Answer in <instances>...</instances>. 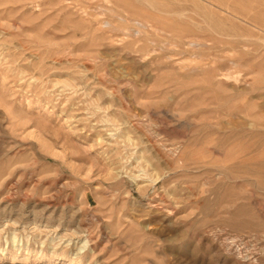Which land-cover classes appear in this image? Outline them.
I'll use <instances>...</instances> for the list:
<instances>
[{
  "label": "rangeland",
  "instance_id": "1",
  "mask_svg": "<svg viewBox=\"0 0 264 264\" xmlns=\"http://www.w3.org/2000/svg\"><path fill=\"white\" fill-rule=\"evenodd\" d=\"M0 264H264V0H0Z\"/></svg>",
  "mask_w": 264,
  "mask_h": 264
},
{
  "label": "bare ground",
  "instance_id": "2",
  "mask_svg": "<svg viewBox=\"0 0 264 264\" xmlns=\"http://www.w3.org/2000/svg\"><path fill=\"white\" fill-rule=\"evenodd\" d=\"M153 6V5H152ZM178 8V7H177ZM180 11V10H179ZM175 12V11H174ZM175 13H178L177 11ZM180 13H182V11H180ZM183 14V13H182ZM132 25V24H131ZM134 25V24H133ZM132 25V26H133ZM135 26V25H134ZM151 26V25H150ZM132 28V27H131ZM137 29V28H136ZM159 29V28H158ZM141 30V29H140ZM139 30V32H140ZM166 32H168L170 34V39L168 38V40H171L173 43H175V45H184L186 44V39L188 44L193 45V40H191V34L187 33L186 31H176L175 33H173V30H166L164 29ZM219 33V32H218ZM224 33V32H223ZM234 41V40H233ZM196 44V43H195Z\"/></svg>",
  "mask_w": 264,
  "mask_h": 264
}]
</instances>
